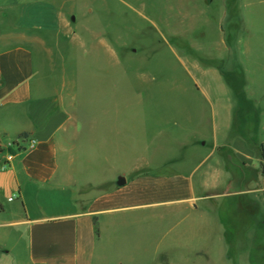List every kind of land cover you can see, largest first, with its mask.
Here are the masks:
<instances>
[{
    "label": "rangeland",
    "instance_id": "rangeland-1",
    "mask_svg": "<svg viewBox=\"0 0 264 264\" xmlns=\"http://www.w3.org/2000/svg\"><path fill=\"white\" fill-rule=\"evenodd\" d=\"M16 32L45 41L29 45L51 91L99 116L78 154L84 179L195 170L200 193L214 169L230 172L218 196L155 208L151 246L112 264H264V210L250 192L264 162L245 140L264 113V0H0V39ZM199 142L227 148L206 159Z\"/></svg>",
    "mask_w": 264,
    "mask_h": 264
},
{
    "label": "crops",
    "instance_id": "crops-1",
    "mask_svg": "<svg viewBox=\"0 0 264 264\" xmlns=\"http://www.w3.org/2000/svg\"><path fill=\"white\" fill-rule=\"evenodd\" d=\"M57 19L67 29L69 21L62 13ZM37 43L46 46L43 38L22 32L0 39V165L7 150L16 156L8 169L0 168V264H112L140 252L143 244L151 246L155 208L220 195L219 180L230 174L227 167L214 169L213 182L201 183L200 193L195 170L190 174H138L123 187L110 179H84L78 154L88 143L93 146V120L99 116L67 107L62 94L41 80L35 51L29 45ZM263 117V112L258 115L253 137L245 139L261 148L260 163L264 162ZM232 121L238 123L236 118ZM97 123L107 124L108 119ZM23 138L36 139L37 146L26 151L10 146ZM196 147L211 149L206 159L219 148H227L208 142ZM228 148L242 155L238 144ZM243 165L252 168L246 162ZM257 172L259 186L250 192L259 195L256 199L264 210V171ZM141 214L145 219L141 220Z\"/></svg>",
    "mask_w": 264,
    "mask_h": 264
},
{
    "label": "built area",
    "instance_id": "built-area-1",
    "mask_svg": "<svg viewBox=\"0 0 264 264\" xmlns=\"http://www.w3.org/2000/svg\"><path fill=\"white\" fill-rule=\"evenodd\" d=\"M37 140L34 138H23L21 141H16L10 144L11 147H16L19 151L21 150H33L37 146ZM27 144V147L24 145ZM16 156L10 150L3 153L2 162L0 168L2 170L8 169L15 161Z\"/></svg>",
    "mask_w": 264,
    "mask_h": 264
},
{
    "label": "water",
    "instance_id": "water-1",
    "mask_svg": "<svg viewBox=\"0 0 264 264\" xmlns=\"http://www.w3.org/2000/svg\"><path fill=\"white\" fill-rule=\"evenodd\" d=\"M212 0H209V3L211 2ZM126 184V179L123 178V177H120L119 180H118V185L119 186H123Z\"/></svg>",
    "mask_w": 264,
    "mask_h": 264
},
{
    "label": "trees",
    "instance_id": "trees-1",
    "mask_svg": "<svg viewBox=\"0 0 264 264\" xmlns=\"http://www.w3.org/2000/svg\"><path fill=\"white\" fill-rule=\"evenodd\" d=\"M262 159L264 160V146L262 148Z\"/></svg>",
    "mask_w": 264,
    "mask_h": 264
}]
</instances>
